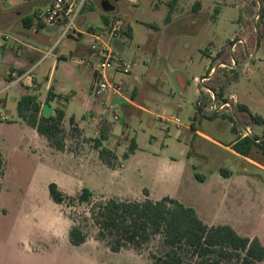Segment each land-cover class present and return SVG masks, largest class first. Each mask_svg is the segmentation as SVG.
<instances>
[{
	"label": "rangeland",
	"instance_id": "374dc122",
	"mask_svg": "<svg viewBox=\"0 0 264 264\" xmlns=\"http://www.w3.org/2000/svg\"><path fill=\"white\" fill-rule=\"evenodd\" d=\"M75 1L81 4V9L74 29L67 36L62 37L66 25L54 28L35 25L25 30L21 47L11 40L4 42V49H0V99H5V92L1 91L5 88L8 68L1 62L2 57L29 54L26 69L34 65L30 76L40 84L46 83L49 77L52 90L58 95V104L65 111L62 124L65 156L91 157L93 143L86 142L81 132L69 125L72 116L77 122L86 124L89 114L84 105L87 101H97L91 70L77 65V61L86 58L82 51L90 39L77 38L76 30L86 32L103 28L105 14L100 4L108 1L114 7V11L107 14L108 21L119 19L131 31L130 38L123 36L124 33L112 43L114 51L129 64L130 74L121 85L125 94L136 88L134 103L144 104L148 113L130 107L128 114L122 110L116 114L119 120L115 123V132H124L126 136L121 140L120 153L128 150L131 140L137 144L131 163L119 157L126 168L122 180L117 173L92 171L91 167L67 159L40 161L38 156H33L21 160L11 151L13 141L10 128H6L5 135L9 136L6 148L11 160L3 181L6 192L0 198V210H5L0 211V264H153L150 255H165L168 249L161 236L152 238L140 251L129 248L121 253L110 252L106 244L98 240L97 228L88 213L89 206L75 200L80 193L76 192L79 182L95 194L92 195L94 203L115 198L98 194H114L120 184L132 191L130 194L142 190L139 198L147 195L144 188L151 189L155 197H173L183 206L195 208L201 220L231 226L238 235L257 237L264 246V151L260 147L251 151L249 158L259 165L256 166L211 141L194 137L185 129L193 124L199 132L222 146H229L232 140L240 138L245 127L251 130L253 138H263L264 124H256L252 118H264V28L260 17L264 0H228V4L224 0L219 4L214 0H181L188 16L194 15L191 12L193 3L201 2L198 17L202 23L198 29L193 27V33L192 27L166 24L170 0ZM22 5L36 14L38 5L28 0H0V11L8 12ZM39 9L45 12V7ZM35 18L37 20V16ZM212 25L218 35L217 45H226L228 49L241 41L233 59L230 57L232 70L221 67L217 73L212 72V77L204 84L220 100L235 96L234 113L208 111L207 91L193 82L195 77L200 80L210 76L204 71L200 51L183 60L174 56L180 44L186 53L194 46H199V50L206 46L212 37ZM202 35L203 41H200ZM220 55V63L228 61L223 52ZM6 109L7 115L15 117L16 108L12 102ZM157 115L167 119L174 117L179 124L160 121ZM90 124L94 127L95 120ZM112 126L111 122L104 124L106 134ZM176 131L181 132L180 138L175 137ZM5 170L3 164L0 189ZM47 183L58 185L72 200H66L63 205L53 203ZM138 196L117 199L146 200H136ZM62 220L70 227L80 223L88 245L93 247L99 243L100 248L79 254L65 248L58 233ZM178 252L183 264H198L199 259L190 250ZM220 264L238 262L231 260ZM255 264H264V261Z\"/></svg>",
	"mask_w": 264,
	"mask_h": 264
},
{
	"label": "crops",
	"instance_id": "0c3cea01",
	"mask_svg": "<svg viewBox=\"0 0 264 264\" xmlns=\"http://www.w3.org/2000/svg\"><path fill=\"white\" fill-rule=\"evenodd\" d=\"M219 1L220 0H214V3L219 4ZM181 2H182L181 0H170L169 9L167 12V17H166L165 22L168 26H171V27L176 26V25L183 26V27H192V30H190V31L193 33V32H195L193 27H195V29L197 27V29H198V27H200V25L202 23V21L198 17V15H199L198 13L202 8L201 2L196 1L193 3V5L191 6V12L194 13V15H189V16H188V13H186V11H185L187 9L186 6H183L181 4ZM224 2H225V4L226 3L228 4V0H224ZM34 3L36 5H38L37 9L39 7H41L42 5H44L43 0H35ZM35 17H36V14H34V12H31V8L24 6V5L16 6L15 8L11 9V11H8V12L7 11H0V39L2 40V42L0 41V49H4V47H5L4 42L8 41V40H11L15 43H18L21 47L23 44H21L20 41H23L22 38L26 35L25 30L31 29L35 25L36 26L42 25L39 22L38 18L36 20ZM212 27H213V25L210 28V30H211L210 32L212 35L211 40H208L206 42V46H203V48L201 50H199V46H194L193 50L190 53H186L183 51V49L181 47L182 44H180L177 47V50H176L175 55H174L177 59L183 60L187 56L192 57L194 55L195 51H200L202 56H203L202 61L205 63L204 71L206 72L207 75H210L211 77H212V75H211L212 72H210L211 69H212V71L214 70V73H217V71L221 67H225L229 70H232V68L234 67L233 63H232V59H233L234 53L236 52V49H235V52L232 54L230 52V48H228V49L225 48L226 45L225 46L219 45V43L217 45L218 35L214 32V29H212ZM92 31H93L92 29H90L86 32H81L79 30H76L77 38L87 37L90 39V43H91L92 39L87 34L91 33ZM123 36H127L130 38L131 31H130L129 27H127V34L125 33ZM123 36H121V37H123ZM203 36L204 35H202L201 39H199L200 41H203V39H202ZM214 41H216V44H214ZM89 44L82 51L83 52L82 54L85 55V57L87 55V50H88ZM116 45L119 46L118 43ZM221 52H223L224 56L228 58V61H226L225 63L219 62ZM28 58L30 59L29 54L22 55V57L21 56L18 57V55L16 57H12L10 54H6L2 57V61H1L4 65H7L8 68L6 69V73H5V76H6V79L4 82L5 88H3V90L1 91L2 93L5 92V99H0V155H1V158H2L3 163L5 165V169H6L5 174L3 176L2 183H1L0 198H2V196L6 192V189L3 186L4 185L3 181H4V178H5L6 173L8 171V164L10 163V160H11V158L8 156L9 153L7 152V148H6V146H7L6 141H7V138L9 137V136L5 135L6 128H10V132H11L10 135H11V139L13 141L12 142L13 147H12L11 151H12L13 155H15V156L17 155L21 160H28L33 156L34 157L38 156L37 158L40 159V161L44 160V159L52 160L53 158H56V159L60 158L61 160L67 159V160H70L72 162L75 161L76 164H78V165H81L84 167L85 166L91 167L89 169L92 171L95 169L96 171L101 172V173H104V172L106 173V171H111L112 173H117L118 176H120V178L122 180L124 177L123 173L125 172L126 168L123 166L121 161H128L131 163L130 160H131V157L134 156V153L137 149V144L134 140H131V142L127 148L128 150H126V152L120 153L119 150H120L121 145L123 144V141H121V140L126 139V136H125L124 132H121L119 134L115 132V123L117 121L111 122V123H113L112 129L110 130L109 134H104V136L106 137V140L101 142L102 147L111 151V153L114 156L113 167H108L99 158L98 150H96L94 148V145H93L94 149L92 150L93 154L91 155V157H83V156H80V154H77V156H79V157H77V156L74 157L72 155L70 157L69 156L67 157V156H65L63 151H56L53 147H51L49 145V143L47 142V140L43 136H40L39 134H37V132L34 129L27 126L25 124V122H23L18 117L17 111H16L15 117L12 114L10 116L6 114L7 113L6 107H7V104L9 102H12V104L15 105V108H16V104L19 101V99L22 96L28 94V95H33L36 97L37 102L41 106V111L45 105H48L49 107L52 108L51 115H54V109L62 110L64 113V119H63L62 124L65 123V117H66L65 111L58 104V95H57V93H55L52 90V86H51L49 77L46 78L47 82L43 83V84L38 83L35 78H32L30 76L29 79H25L23 82H19L17 84L12 85V83L16 81V77L22 76L31 70H32L31 74L34 72V65H32L26 69V65H27L26 61L28 60ZM129 74H130V72H128L127 74H115L113 76V80L115 82H117L119 84V86L121 87V94H122L121 99H123V101H124V105H122L121 107L115 108V114H117L119 110H122L124 113L128 114L130 107H135V108H137L143 112L148 113V110L145 108V106H143L144 104L143 105L142 104L137 105L134 103V101L137 99L136 88H133L129 94H125L126 92L124 93L125 90L121 84L123 83V79L128 77ZM197 80H198L197 77H195L194 81H193L196 86H197V83H196ZM162 84H163V82H162ZM195 88H196V94L199 95L200 91L197 90V87H195ZM48 93L50 95L51 100L48 104H46V98H47ZM212 93H213V91H212ZM152 97H154V95H152ZM108 101H109V104H111V105L114 104L116 102V96L110 95V97L108 98ZM146 102L148 103L149 101H146ZM84 109H85L86 113L89 114V117L87 119V123L81 124V123L76 121L74 116H72L69 119V125H71L70 120H72L73 125H71V126H75L77 128V130H79L81 132V138L85 139L86 142L89 141V144H90V142L93 143L95 139H99L101 132L103 131V128H105L104 124L108 123V122H99L98 113L100 111V106L98 103L87 101L84 105ZM156 118L160 121H164L165 123H174L177 126L179 124L178 123L179 121L177 119H175L174 117H170L167 119L163 116L157 115ZM259 118L264 119L262 117H259ZM94 120H95L96 124L94 127H92L90 123ZM118 120H119V118H118ZM97 126H98V128H97ZM185 129L192 132L194 137H201V138H204L208 141H211V142L215 143L216 145L227 149L232 154H234V156L242 158L243 160H246L247 162H249L253 165L259 166L253 160H251L249 158V156L248 157L241 156V155L235 153L231 149L232 145L238 139H242L241 137L238 139L232 140L230 142L229 146H222L219 143L210 139L207 135L199 132L193 126V124H191L190 127H185ZM167 132L169 135V133H170L169 129H167ZM175 137L180 138L181 132L176 131ZM131 145H134V147H135L133 152H129V147ZM124 154H128L126 159L123 158ZM182 155H184V152H182ZM80 157L83 159H80ZM119 157L122 159L121 161L119 160ZM136 165L139 166L138 163ZM79 183L80 184H79L76 192H78L82 188H84V183L83 182H79ZM49 184L50 183H47V187ZM144 189L147 190V195H145V198H139V196H138L139 194H141L142 190L141 191L138 190V191H135L134 194H130L132 191L126 190L125 188H123V186L121 184L119 185L118 188H116V192L114 194H106V192H102L98 195H105L108 197H115V198L127 199V200L134 199V196H138V198H136V200L149 199L151 201H159L164 197H168L170 199L176 200L175 198L170 197V196L155 197V195L151 189H148V188H144ZM91 193H92V195H95L93 192H91ZM131 195H133V196H131ZM177 202H179V201H177ZM193 209L199 218V214H198L197 210L195 208H193ZM0 211L5 212L4 209H1ZM201 221L209 227L210 226H217L216 224H213L211 222L208 223V222H205L203 220H201ZM70 228H71L70 224L63 221L62 227H61V229H59V232H58L59 236L61 238L62 244L65 248H68L69 250H72V251H76L77 254L84 253L87 250L96 251L97 249L100 248L99 243H98V245H93V247L89 246L87 240L85 241V243H83L80 246H72L68 240V233H69ZM119 253H121V252H119Z\"/></svg>",
	"mask_w": 264,
	"mask_h": 264
},
{
	"label": "trees",
	"instance_id": "16d2710c",
	"mask_svg": "<svg viewBox=\"0 0 264 264\" xmlns=\"http://www.w3.org/2000/svg\"><path fill=\"white\" fill-rule=\"evenodd\" d=\"M103 21L108 23L107 14ZM260 17L264 28V7ZM48 93L46 104L50 102ZM18 117L27 126L43 136L49 145L56 151H64V130L62 122L64 113L54 109V115L45 118L41 115V106L33 95L22 96L16 104ZM259 125L264 119L253 117ZM70 124L73 125L72 120ZM75 130V126H72ZM105 128L99 139L93 142L98 150L99 158L108 166L113 167L114 156L101 145L106 140ZM255 147L264 151V140L256 143L255 140L245 137L238 139L231 149L244 157H248ZM134 145L129 147L133 152ZM128 154H124L126 159ZM0 155V170L3 166ZM51 201L57 205L65 204L72 197L65 195L56 184L48 185ZM75 200L89 206V216L97 228L99 241L106 244L112 253H119L124 249L140 251L155 236L162 237L163 245L168 249L162 257L150 255L153 264H183L179 250H190L199 259L198 264H220L222 261L235 260L238 264H255L264 260V247L258 238H247L228 225L207 226L196 215L191 207H185L174 199L164 197L159 201L146 199L142 202H131L110 198L105 201L92 202V193L82 188ZM68 240L72 246H80L86 241V235L80 223L73 225L68 233ZM178 250V251H177Z\"/></svg>",
	"mask_w": 264,
	"mask_h": 264
},
{
	"label": "built area",
	"instance_id": "2783aa9c",
	"mask_svg": "<svg viewBox=\"0 0 264 264\" xmlns=\"http://www.w3.org/2000/svg\"><path fill=\"white\" fill-rule=\"evenodd\" d=\"M28 1L34 2L35 0ZM43 1L44 5L41 7H45V12L42 13L39 8L36 10V16L39 22L48 28L66 25L62 37L67 36L70 30L74 29V22L80 13L81 4L75 3V0ZM124 33H127V26L119 19H110L103 28L87 34L92 39V42L88 46L86 58L77 61L78 65L90 69L93 74L95 97L97 99L96 103L100 106V111L98 113L99 122L118 121L115 108L124 105V101L121 99V87L113 80V76L115 74H127L129 72V64L114 51L112 46L114 40L121 37ZM237 46H241L240 40L230 46V52L232 54L235 52ZM48 54L49 53H47V55ZM31 72L32 70L22 76L16 77V81L13 82L12 85L29 79ZM210 72L214 73V70L212 71L211 69ZM210 78L211 76H208L196 81L197 85L200 84L205 91H207L209 96L210 104L208 106V111L213 113L223 110L227 113H234V107L236 105L235 96L232 95L224 100L218 99L214 93L204 87V84L208 82ZM110 95L118 98L112 105L109 104L108 101ZM240 137L245 138L253 136L251 135V130L245 127L244 133Z\"/></svg>",
	"mask_w": 264,
	"mask_h": 264
},
{
	"label": "water",
	"instance_id": "95a60500",
	"mask_svg": "<svg viewBox=\"0 0 264 264\" xmlns=\"http://www.w3.org/2000/svg\"><path fill=\"white\" fill-rule=\"evenodd\" d=\"M100 8L102 10L103 13H111L114 11V7L108 2V1H102L101 4H100ZM51 113H52V108L49 107L48 105H45L43 108H42V111H41V115L45 118H49L51 116ZM252 138L253 140H255V142H259V141H262L264 139H255L253 137H250Z\"/></svg>",
	"mask_w": 264,
	"mask_h": 264
},
{
	"label": "flooded vegetation",
	"instance_id": "af4514ba",
	"mask_svg": "<svg viewBox=\"0 0 264 264\" xmlns=\"http://www.w3.org/2000/svg\"><path fill=\"white\" fill-rule=\"evenodd\" d=\"M262 137L264 138V136H262ZM263 138H262V139H263ZM256 139H259V138H256ZM260 142H261V141H259V142H257V143H260Z\"/></svg>",
	"mask_w": 264,
	"mask_h": 264
}]
</instances>
